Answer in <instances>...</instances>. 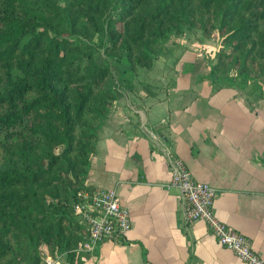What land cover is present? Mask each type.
I'll return each mask as SVG.
<instances>
[{
	"label": "trees",
	"instance_id": "16d2710c",
	"mask_svg": "<svg viewBox=\"0 0 264 264\" xmlns=\"http://www.w3.org/2000/svg\"><path fill=\"white\" fill-rule=\"evenodd\" d=\"M185 28L219 37L214 76L264 79V0H0V264L80 262L97 128Z\"/></svg>",
	"mask_w": 264,
	"mask_h": 264
},
{
	"label": "crops",
	"instance_id": "0c3cea01",
	"mask_svg": "<svg viewBox=\"0 0 264 264\" xmlns=\"http://www.w3.org/2000/svg\"><path fill=\"white\" fill-rule=\"evenodd\" d=\"M184 35L173 34L146 73L151 91L118 87L97 128L84 184L114 187L131 223L122 238L82 247L74 264H247L205 221L185 220L177 189L164 187L173 156L217 188L214 213L264 259V80L214 76V57L176 52ZM54 264L70 263L62 253Z\"/></svg>",
	"mask_w": 264,
	"mask_h": 264
},
{
	"label": "built area",
	"instance_id": "2783aa9c",
	"mask_svg": "<svg viewBox=\"0 0 264 264\" xmlns=\"http://www.w3.org/2000/svg\"><path fill=\"white\" fill-rule=\"evenodd\" d=\"M165 188H176L184 202V218L202 219L220 243L232 249L247 264H264L263 257L255 250L250 238L231 227L213 210L217 188L195 179L184 162L177 156L170 159V180ZM86 235L82 247L93 249L103 239L122 238L130 227V212L118 197L114 187H95L83 194L74 205ZM55 256L46 254L41 264H54ZM26 264V263H22Z\"/></svg>",
	"mask_w": 264,
	"mask_h": 264
},
{
	"label": "rangeland",
	"instance_id": "374dc122",
	"mask_svg": "<svg viewBox=\"0 0 264 264\" xmlns=\"http://www.w3.org/2000/svg\"><path fill=\"white\" fill-rule=\"evenodd\" d=\"M187 30V31H185V32H187V33H184V30ZM184 30H183V32L182 33H180L181 35H184V34H186V35H184L183 37H182V40L184 41V43H186V46L185 47H181V48H178L177 50H176V52L177 53H179V51L180 52H182L183 53V50L186 48V49H188V50H192V51H196L197 52V54L198 55H201V54H204V55H207L208 57H210V58H213L214 57V62H213V64L215 63V61H216V54H217V49L219 48V37H217L214 33H212L211 35H209V36H207V35H204L202 32H201V30L200 29H198V30H196L195 31V34L194 33H192V31H190L188 28H185ZM180 34H178V36H181ZM189 36H188V35ZM185 36H187V37H185ZM199 37H201V38H205V40L204 41H202V42H200L199 41ZM181 38V37H180ZM188 39H191V42H188L187 40ZM171 40V38H168V39H163L162 40V44H161V48L163 49V47L165 48L166 46H167V44H168V42ZM172 46V45H171ZM170 46V47H171ZM173 47H175V46H173ZM172 47V48H173ZM192 47H195L194 49L192 48ZM197 47V48H196ZM161 49V50H162ZM161 50H160V52H161ZM98 52H100V51H98ZM159 52V53H160ZM159 55L160 54H158L157 56H156V58H155V60L159 57ZM100 56V53H97V58ZM212 64V65H213ZM179 65V64H178ZM185 65V64H184ZM150 69H146V68H142V67H138L137 69H136V71H135V73H134V81H135V83H136V85L137 86H141V83H142V80H146L145 79V76H146V73L149 71ZM219 70H221V67H219ZM173 71V70H172ZM154 72L156 73V71H153L152 72V74H154ZM223 73V72H222ZM227 73V72H226ZM239 79H240V77H239ZM242 80V79H241ZM264 80V79H263ZM146 81H148V80H146ZM148 82H150V81H148ZM150 83H152L153 85H156V80H152V82H150ZM84 243V242H83ZM82 243V244H83Z\"/></svg>",
	"mask_w": 264,
	"mask_h": 264
}]
</instances>
